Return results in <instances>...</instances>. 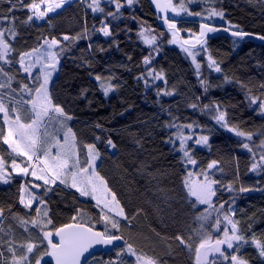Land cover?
I'll return each instance as SVG.
<instances>
[{
    "label": "trees",
    "instance_id": "obj_1",
    "mask_svg": "<svg viewBox=\"0 0 264 264\" xmlns=\"http://www.w3.org/2000/svg\"><path fill=\"white\" fill-rule=\"evenodd\" d=\"M30 2L32 0H22L23 5ZM120 2L124 6L119 12L115 5L105 3L104 11L97 13L92 11L87 0H71L40 22L34 18L28 21V16L33 15L31 10L18 4V10L13 13L15 19L0 24L5 29L15 28L14 39L7 32L5 34L14 49L9 59H18L19 53L39 48L45 39L61 40L55 49L60 68L49 93L53 103L60 104L73 117L72 128L78 145H96L100 153L97 172L116 193L128 216L127 221L116 217L120 223L118 233L110 229L121 235L125 244L110 253L94 255L86 264H119V260L137 264L130 254L117 258L116 253L121 249L127 251V244L133 245L138 255L153 258L158 264L197 262L195 250L201 238L199 215L203 209L187 192L186 163L170 142L176 128L169 127L170 124L189 123L209 136L208 147L194 146L192 151L199 169H207L213 160L218 162L217 168L211 171L212 179L221 181L214 186L219 189L215 204L227 202L225 209L231 206L236 211L238 227L248 239L237 254L248 264H264V258L258 255L259 250L252 243L253 235L264 243V167L258 172L252 170L256 149L264 146V116L258 114L256 105L249 103L250 96L264 98V41L240 39L233 37L230 31H223L230 21L231 25L253 36L264 35V0H198L191 4L184 0L190 11L201 12L202 16L213 7L225 12L226 19L222 23L214 19L208 22L221 27V31L209 37L205 45L221 71L204 70L200 75L183 51L171 44V30L162 24L148 0H134L131 6L125 0ZM174 2L180 5L178 0ZM7 8V0H0V10L5 15H8ZM108 12L115 15L108 16ZM175 22L179 40L194 39L203 23L186 17L176 18ZM105 25L110 29L109 36L100 31ZM141 32L155 36L157 43L146 44ZM64 35L70 39L63 41ZM237 40L238 45L233 43ZM59 48L64 51L60 52ZM146 56L151 58V64L144 63ZM0 65L13 77L11 88L16 89L11 92L4 88L0 92L27 101L30 97L21 91L22 85H32L27 75L22 74L19 64L9 67L0 61ZM149 71L162 73L164 80L153 83ZM98 75L99 81H109L115 87L109 97L102 92L96 80ZM202 80L212 85L207 92ZM0 81L6 82L7 77L0 76ZM164 89L173 95H163ZM192 103L198 108H191ZM213 103L227 110L231 125L252 133L253 140L249 142L235 136L216 125L205 111L199 110L203 105ZM7 106L11 114L14 105ZM2 116L0 113V129L6 132ZM21 118L24 123L29 122L23 113ZM108 139L114 143V150L107 144ZM242 142L249 143L252 151L244 149ZM80 151L83 153L84 149L81 147ZM0 157L7 168L12 159L19 163L24 159L11 153L2 139ZM4 178L8 183L0 179V208L4 209L0 221V252L3 253L0 264H11L13 257L7 251L9 246L15 251L18 248L22 255L26 253L28 243L39 246L42 229L85 222L104 230L105 225L100 222L101 206H97L91 197H82L76 190L61 184L51 186L52 191L46 195L44 189L39 193L53 225L34 226L32 221L40 220L35 211L37 207L28 209L20 203L23 185L32 182L28 177L10 171ZM229 184L233 192L223 187ZM241 186L252 191L239 192ZM73 216L76 221L72 220ZM178 236L183 238L184 244ZM45 260L49 261L48 257Z\"/></svg>",
    "mask_w": 264,
    "mask_h": 264
},
{
    "label": "snow or ice",
    "instance_id": "obj_2",
    "mask_svg": "<svg viewBox=\"0 0 264 264\" xmlns=\"http://www.w3.org/2000/svg\"><path fill=\"white\" fill-rule=\"evenodd\" d=\"M66 2V0H58V2H50V0H40V3H36L32 0L27 5H23L22 0H7L8 15L4 14L3 10H0V24H3L5 20L10 23L15 19L13 13L18 10L17 5L21 7H27L31 10L32 14L37 19H43L48 13L53 12L55 9H59ZM107 2L115 5L116 12H119L120 8L124 5L121 4L120 0H107ZM128 6H131L134 0H125ZM152 2L162 12L167 13L169 9L176 15L179 16L181 13L189 16L201 17V12H192L188 7H185L184 0H178L180 3V9L177 10L172 0H166L161 3L160 0H152ZM198 0H188V3H196ZM44 4L46 7L41 10V5ZM89 7L93 12H103L104 9L100 7V0H92ZM33 15L28 16V21L33 19ZM106 15L114 16L115 13L108 12ZM219 18L221 21L226 19L225 12L223 10L217 11L214 7L207 10L206 16L203 18L207 21H212L213 18ZM165 23L171 30L173 39L171 43H176V36L178 33L177 25L174 19L168 15L164 16ZM228 27H223V31H230L233 37L243 39L244 37L252 36L253 34L245 32L236 26L231 25L228 21ZM236 28V30H232ZM100 31L104 36L111 35L110 29L107 25L103 26ZM221 31V27L213 26L211 23H201L198 35H195L194 39H185L181 42V47L192 56L195 62L196 57L192 52L193 48L197 45L201 47L207 43V36L209 33H216ZM15 38V28L11 27L5 29L0 27V61L11 67L14 63L19 64L20 70L27 74V78L31 81V87L28 83L22 85L21 91H24L30 97L27 101L16 100L14 97L8 96L4 92H0V113L3 114L2 119L7 124V131L4 132L0 129V139H2L5 145H8L11 149V153H14L17 157H22L20 163H17L16 159L11 160L12 171L22 177H31L33 183L28 188H24L23 192L28 194V198L25 199L21 195L20 203L25 208L32 209L33 203L38 205L44 204L43 196H37L30 189H38L44 187V195L49 191H52L50 185H56L57 182L61 185L69 186L75 189L82 197H91L96 201L97 206H101L100 222L105 225L104 230H96L94 225H90L85 222H71L65 223L62 226H53L52 230L42 229L41 244L38 246L35 243H28L26 245V254L19 257L16 256L15 250L9 246L8 252L12 253L13 264H49L45 257H49L54 260V264H81L82 257L85 253H88L95 245L108 246L113 245L116 241L123 240V237L118 233L120 230V223L116 217H122L125 221L128 220V216L125 214L123 207L120 205L119 200L116 197V193L107 186V182L103 177L99 176L96 171V160L100 157L99 150L94 143L78 145L76 133L72 127L67 124V121H71L73 117L65 112V109L58 103L54 104L53 99L49 93L48 85L54 72H56L57 65L59 64V57L55 49L61 44V40L56 38L45 39L43 44L39 48H34L29 52L19 53L18 59H9L8 57L14 51L12 45L5 39V34ZM144 37V41L149 46L156 44V37L152 36L148 38L143 32L140 33ZM261 41H264V35L257 37ZM63 41H68L69 36L64 35ZM234 44L238 45L239 40L234 41ZM189 45V47H185ZM41 49H43L41 51ZM60 52H63V48H59ZM208 67L214 69L216 72H220L221 68L217 61L211 56L208 57ZM146 65L151 64V58L146 56L144 58ZM197 73L199 74L201 64H195ZM39 69L35 75H33L34 69ZM0 76L7 77L6 82L0 81V89L9 88L11 92H15L16 89L11 88V82L13 77L9 75L3 65H0ZM148 76L153 77L155 80H164L162 73H154L149 71ZM96 80H101V77L96 76ZM166 83V81H164ZM147 84V80H145ZM201 84L204 86L205 92L208 88L212 87L206 80H202ZM104 95L107 96L109 92L114 90V86L110 83H102ZM264 87V85H262ZM163 95L171 96L173 92L165 91ZM8 96L7 99L5 97ZM249 103L256 105L258 108V114L264 116V98H258L255 96L249 97ZM8 104L14 106L10 109ZM30 105V107H25ZM193 109H197L198 105L192 103L189 105ZM200 111H208L214 113L212 119L221 128L234 133L235 136L246 139L251 142L253 140V134L239 130L236 126L230 124L228 120V112L226 109L221 110L219 104L213 103L211 106L205 104ZM29 121L23 123L21 114ZM99 126V125H98ZM51 127V130H50ZM169 127L177 128V139L179 140V150L183 154V158L187 164L195 166L197 161L192 156L194 146L209 145L208 135H185L182 131L184 127L193 129V124L187 125H176L170 124ZM198 127V126H197ZM60 133H62V138ZM258 136L261 134H257ZM99 139V137H97ZM189 141L192 142L191 146ZM175 143L174 141H170ZM107 144L111 147H115L111 139L107 140ZM264 145V141H262ZM241 146L247 149L249 152L252 151L249 148V143L242 142ZM84 151L81 153L80 148ZM53 149H56L53 152ZM260 160L264 161V155L260 156ZM217 161L213 160L207 165V170L201 172V178L193 187L189 181H185L188 186L189 193L196 197L199 204L207 205L208 209L215 212L216 215L213 217L212 212L205 209L204 214L199 217L200 220V236L202 237L198 247L196 248V260L197 264H248V261L243 259L236 253L240 252L243 244L248 243L245 235L241 232L239 220L235 219L237 213L230 206L225 209L224 203H219L218 208L213 203V198L217 196V189L215 185L221 184V181L212 179L210 173L213 169L217 168ZM257 164H252V170L257 169ZM260 167H264L261 164ZM7 172L5 168V161L0 157V179H3L5 183L8 180L4 178V174ZM191 176V173H189ZM36 182H42L36 183ZM228 192H233L232 185L223 186ZM239 192L252 191L251 188L241 186L238 189ZM223 210V211H221ZM39 215L41 212L38 206L35 209ZM4 209L0 208V215H3ZM79 214V213H78ZM114 214V215H113ZM44 217H48L47 209L43 212ZM73 221H76V216L72 217ZM34 226L41 224L46 228L48 225H53L51 218L46 221L33 220ZM223 225V227H222ZM110 226V228H109ZM250 227V226H249ZM115 230V233L111 230ZM209 229L220 234L216 239H213ZM53 237L58 238V242H54ZM181 244H184V240L181 237H177ZM46 241V244L44 243ZM252 243L259 250L258 255L264 258V243L260 242L253 235ZM42 249V251H41ZM127 251L121 249L116 253L117 258L123 257L126 254H130L135 258L137 264H158V261L145 257L144 255H138L133 245H126ZM34 250H37L34 253ZM29 254H32V259H29ZM3 253L0 252V256ZM211 257V259H209ZM115 264V262H110ZM119 264H125V261L119 260Z\"/></svg>",
    "mask_w": 264,
    "mask_h": 264
},
{
    "label": "rangeland",
    "instance_id": "obj_3",
    "mask_svg": "<svg viewBox=\"0 0 264 264\" xmlns=\"http://www.w3.org/2000/svg\"><path fill=\"white\" fill-rule=\"evenodd\" d=\"M50 2H58V0H50ZM69 2H71V0H66V2L62 5V7L61 8H59V9H55L53 12H50V13H48V15H50V14H53V13H55V12H57V11H59L60 9H62L64 6H66ZM87 2H88V4L90 5L91 4V2H92V0H87ZM40 3V2H39ZM105 3H109V2H107V0H100V7L101 8H103V5L105 4ZM112 4V3H111ZM114 5V4H113ZM46 7V5H44V4H42L41 5V10H44V8ZM185 7H186V5H185ZM104 9V8H103ZM176 9L177 10H179L180 9V5H176ZM97 13H101L100 11H96ZM47 15V16H48ZM47 16H45L43 19H37L36 17H35V15H33V18L36 20V21H43ZM206 16V15H205ZM183 17H186V18H192V19H199L201 22H203V23H208L209 21H207V20H205L204 18H203V16H201V17H197V16H189V15H187V14H184V13H181V15H179V16H177V18H183ZM214 19V21L215 22H217V23H222L223 21H221L218 17L217 18H213ZM145 36H147L148 38H151L149 35H146V34H144ZM144 38V37H143ZM176 40H177V42L176 43H171L172 45H175V46H177V47H179L182 51H183V53L190 59V61L193 63V65H194V67H195V64L196 63H200L201 64V69H200V72H199V75L204 71V70H207V71H212V72H214V73H219V72H216L214 69H211V68H209L208 67V63H209V61H208V57L209 56H211L210 55V53H209V51H208V49L206 48V46H203V47H201L200 45H198V46H196V48H193L192 49V52H193V54L195 55V57H196V60H195V62L193 61V59H192V56H189L188 55V53H186L184 50H183V48L180 46L181 45V42L183 41H181V40H179L178 38H177V36H176ZM156 43H157V40H156ZM151 46H153V45H151ZM185 47H189V45H185ZM43 49H41V51H42ZM212 57V56H211ZM59 68H60V61H59V64L57 65V71L56 72H54L53 73V75H52V77H51V79H50V82H49V85H48V89L50 90V86H51V84H52V82L54 81V79L57 77V75H58V72H59ZM195 70H196V67H195ZM37 71H39V69L37 68V69H34V71H33V75H35V73L37 72ZM196 72H197V70H196ZM22 74H24V75H27L26 73H23L22 72ZM198 74V73H197ZM164 77V76H163ZM151 79H152V81H153V83H161V81H163V80H155V79H153V77H150ZM102 83H105V84H107V83H110V84H112L111 82H109V81H99V86H100V88H101V90H102V92H103V88L101 87V84ZM115 91V87H114V90L113 91H111V92H109V94L107 95V97H109L110 95H112L113 94V92ZM166 91V89H164L163 90V92H165ZM162 92V93H163ZM104 93V92H103ZM211 106V105H210ZM222 110V109H221ZM205 113L208 115V117L215 123V121L212 119V115L214 114V113H211V112H208V111H205ZM2 114V113H1ZM3 115V114H2ZM23 122V121H22ZM24 123V122H23ZM6 124V123H5ZM67 124L70 126V127H72V120L71 121H67ZM216 124V123H215ZM217 125V124H216ZM6 127H8L7 126V124H6ZM73 129V128H72ZM50 130H51V127H50ZM74 131V130H73ZM182 131H183V133L185 134V135H189V134H191V135H194V137H198L199 135H205V133H203L202 131H200V129L199 128H197L196 126H193V129H188V128H186V127H184L183 129H182ZM231 133V132H230ZM232 134H234V133H232ZM60 135H61V138H62V133H60ZM177 135H178V132H177V128H176V131H175V134H174V138H173V141L175 142V143H173L172 142V144L175 146V148H176V150L182 155V157H183V154H182V152L179 150V140L177 139ZM235 135V134H234ZM241 138V137H240ZM243 140H246V139H244V138H242ZM189 143V145L191 146V144H192V142L191 141H189L188 142ZM114 144V143H113ZM197 147H200V146H202V145H196ZM110 148H111V150H114V148L115 147H111V146H109ZM202 147H204V146H202ZM206 147V146H205ZM208 147V146H207ZM250 148V147H249ZM56 151V149H53V152H55ZM256 151H257V154H255V163L258 165L257 166V169L255 170V172H258V171H260V169L262 168V167H260V165L261 164H264V161H261L260 160V156L261 155H264V146H260L258 149H256ZM183 160H184V158H183ZM99 161H100V159L98 158L97 160H96V166H98V164H99ZM184 162L186 163V161L184 160ZM17 163H19V162H17ZM5 168L7 169V172L6 173H8L9 171L11 172V173H13V174H15V175H18V174H16L15 172H13L12 171V168H11V165H10V168H7V166H6V164H5ZM186 168H187V174H186V178H185V181H189L191 184H192V186L194 187L195 186V184L199 181V179L201 178V172L203 171V170H201V169H199V166L196 164L195 166H193V165H189V164H187L186 163ZM205 170H207V169H205ZM96 171H97V167H96ZM189 173H191V176H189ZM210 175H211V173H210ZM28 179H29V181H31L32 183L34 182L33 181V179L29 176L28 177ZM39 183H41L42 184V182H39ZM31 184V183H30ZM30 184H24L23 185V187H22V190H21V195H23L24 197H25V199H27L28 198V194L26 193V192H23V189L24 188H28L29 186H30ZM57 184H59V182H57ZM51 186H53V185H50V186H48V187H51ZM64 186H66V185H64ZM185 186H186V189H187V192L189 193V191H188V186L185 184ZM44 187L45 186H42L41 187V189H44ZM67 187H69V186H67ZM71 188V187H70ZM73 189V188H72ZM32 192H34L37 196H40V192H35L33 189H30ZM75 190V189H74ZM189 195H190V197L195 201V203H196V205L198 206V207H202V213L199 215V217L201 216V215H203L204 214V211H205V209H208V206L207 205H202V204H199V202L196 200V197H194V196H192L190 193H189ZM21 198V197H20ZM215 199H216V197H214L213 198V203L215 204ZM95 203H96V201L94 200V199H92ZM21 205H23V204H21ZM216 205V204H215ZM40 207V209H41V212H40V214H39V218H40V220L41 221H44L43 219V212H44V210L45 209H47V211H48V207L45 205L44 206V204H42V205H38L37 203H33V207ZM217 206V205H216ZM32 207V208H33ZM217 208H218V206H217ZM208 211L209 212H212V210L211 209H208ZM221 211H223V210H221ZM212 215H213V217H215V215H216V213L215 212H212ZM2 217H3V215H0V221L2 220ZM46 219H48V217H46ZM200 221V220H199ZM26 222V221H25ZM27 222H29V221H27ZM43 225V224H42ZM222 227H223V225H222ZM209 231L211 232V235H212V237H213V239H216L220 234H218V233H216V232H214L213 230H211V229H209ZM202 238V237H201ZM201 238H200V240H201ZM195 253H196V251H195ZM15 254H16V256L17 257H19V256H21L22 254H21V252L20 251H18V248H17V251H15ZM26 254V253H25ZM237 254V253H236ZM195 255V254H194ZM238 255V254H237ZM209 259H211V257H209ZM196 262V261H195ZM11 264H13V258H12V260H11ZM195 264H197V262L195 263ZM224 264H228V262H224Z\"/></svg>",
    "mask_w": 264,
    "mask_h": 264
},
{
    "label": "water",
    "instance_id": "obj_4",
    "mask_svg": "<svg viewBox=\"0 0 264 264\" xmlns=\"http://www.w3.org/2000/svg\"><path fill=\"white\" fill-rule=\"evenodd\" d=\"M148 1L152 5L153 9L155 10V12H156L158 18L161 20L162 24L165 25L167 28H168V25H167V23H165L164 16L165 15H168L170 18L174 19V21L177 18V16L171 11V9H169L167 13L162 12L159 8L156 7V5L152 2V0H148ZM160 2L161 3H164V2H166V0H160ZM172 4L176 8V5H175L174 0H172ZM217 33L218 32H216V33H209L208 36H207V39L209 37L217 34ZM244 38H251V39H255L257 41H261L260 39H258L256 36H253V35L252 36H249V37H244ZM189 40H192V39H189ZM33 190L38 193V192L41 191V188L33 189ZM96 230H100V229H96ZM100 231H102V230H100ZM54 242H58V238L54 237ZM124 244H125V239L123 238V240H121V241L114 242L113 245H108V246L95 245L92 249H90V251L88 253H85V256L84 257H82L81 264H86L96 254H99V253H110L115 248H117L119 246H122ZM48 259L51 262V264H54V260H52L49 257H48Z\"/></svg>",
    "mask_w": 264,
    "mask_h": 264
},
{
    "label": "crops",
    "instance_id": "obj_5",
    "mask_svg": "<svg viewBox=\"0 0 264 264\" xmlns=\"http://www.w3.org/2000/svg\"><path fill=\"white\" fill-rule=\"evenodd\" d=\"M120 218H122V217H120Z\"/></svg>",
    "mask_w": 264,
    "mask_h": 264
}]
</instances>
